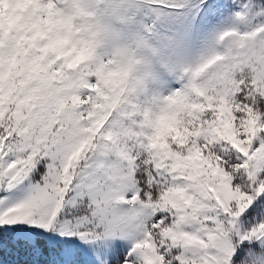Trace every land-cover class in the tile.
Here are the masks:
<instances>
[{"label":"snow or ice","instance_id":"6c2138e0","mask_svg":"<svg viewBox=\"0 0 264 264\" xmlns=\"http://www.w3.org/2000/svg\"><path fill=\"white\" fill-rule=\"evenodd\" d=\"M0 264H264V0H0Z\"/></svg>","mask_w":264,"mask_h":264}]
</instances>
